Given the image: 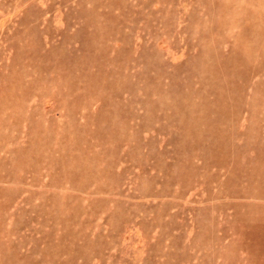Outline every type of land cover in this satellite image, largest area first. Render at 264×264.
<instances>
[{
	"label": "rangeland",
	"instance_id": "obj_1",
	"mask_svg": "<svg viewBox=\"0 0 264 264\" xmlns=\"http://www.w3.org/2000/svg\"><path fill=\"white\" fill-rule=\"evenodd\" d=\"M0 264H264V0H0Z\"/></svg>",
	"mask_w": 264,
	"mask_h": 264
}]
</instances>
